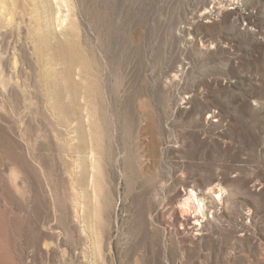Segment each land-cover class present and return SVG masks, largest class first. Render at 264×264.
Here are the masks:
<instances>
[{
  "label": "rangeland",
  "instance_id": "rangeland-1",
  "mask_svg": "<svg viewBox=\"0 0 264 264\" xmlns=\"http://www.w3.org/2000/svg\"><path fill=\"white\" fill-rule=\"evenodd\" d=\"M4 12L0 264H264V0Z\"/></svg>",
  "mask_w": 264,
  "mask_h": 264
},
{
  "label": "bare ground",
  "instance_id": "bare-ground-1",
  "mask_svg": "<svg viewBox=\"0 0 264 264\" xmlns=\"http://www.w3.org/2000/svg\"><path fill=\"white\" fill-rule=\"evenodd\" d=\"M0 9H1V11H0L1 16L0 17H1V19L4 20L5 0H0ZM2 72H3V70H2ZM0 81H1L2 88H4L5 87L4 86L5 85L4 76H3L2 79H0ZM1 109H3V105L0 104V116L2 114ZM0 119H2V118L0 117ZM92 154H93V152H92ZM192 194H193L192 190L188 192V195L186 197L187 199L185 200L186 201V205L182 207L181 214H182L183 217H185V218L187 217L188 219H190L192 221L191 222L192 224L196 225V224H198L197 221L200 219L199 217L203 213L202 209H203V206H205V203H203V201H201L200 203H198V205H196L195 201L192 200L193 199L192 198ZM1 238H2V234H0V239Z\"/></svg>",
  "mask_w": 264,
  "mask_h": 264
}]
</instances>
